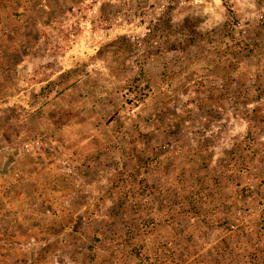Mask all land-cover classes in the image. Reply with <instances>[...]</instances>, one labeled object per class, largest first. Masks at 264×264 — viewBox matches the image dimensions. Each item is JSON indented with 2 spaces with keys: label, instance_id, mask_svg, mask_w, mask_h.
<instances>
[{
  "label": "rangeland",
  "instance_id": "374dc122",
  "mask_svg": "<svg viewBox=\"0 0 264 264\" xmlns=\"http://www.w3.org/2000/svg\"><path fill=\"white\" fill-rule=\"evenodd\" d=\"M173 3V25L187 29L149 38ZM203 6L0 0V264H183L167 232L165 189L181 176L171 153L191 137L264 132L258 4L246 5L256 24L239 44L226 11L224 24L200 29ZM236 67L251 75L248 107L230 87ZM205 240L189 251L217 263V238ZM60 243L73 248L52 254Z\"/></svg>",
  "mask_w": 264,
  "mask_h": 264
},
{
  "label": "crops",
  "instance_id": "0c3cea01",
  "mask_svg": "<svg viewBox=\"0 0 264 264\" xmlns=\"http://www.w3.org/2000/svg\"><path fill=\"white\" fill-rule=\"evenodd\" d=\"M194 2L205 3L203 8L208 18L200 27L202 31L217 28L225 23L226 13L219 0H194ZM213 5L214 7H212ZM253 13L245 4L240 8V15L249 21V35L256 24L252 19ZM16 26H18L17 30L29 29L26 22L16 23ZM10 28L11 31L15 30V27ZM239 71L237 67L235 70L229 71L230 87H232L231 90L235 89L237 93L240 92L246 99L248 107L251 99H254L255 90L251 79L249 80L251 75L249 73L239 74ZM242 77L247 80L246 84L240 82ZM246 137L243 133L235 134L233 130L230 134H220L217 137L209 134L191 137L188 149L173 150L171 153L170 163L177 168V172L179 168L177 174H181V176H177L176 180L171 181L165 189L166 193L170 192L166 204L168 213L172 216L171 229H169L170 232H167L168 238L178 239L170 244L173 250H179L178 257L183 258V264H211L201 255L203 251L198 253V251L189 250L193 248L194 240L200 244L201 238L206 239L204 241L206 246L208 238L212 240L213 237L217 238L218 244L216 248L218 260L214 264H237L243 259L260 260L264 263V241L259 243L257 233L232 234L224 228V224L233 219L234 197L239 189L246 184L249 177L264 176L263 160H254L244 156L239 159L238 156H235L236 158L233 156V152L245 144ZM240 139L242 141H239ZM260 139L264 141V132L260 134ZM240 142L242 145H239ZM21 202L25 204L26 200L22 199ZM4 206H8V201L4 203ZM18 216L20 220H26V214ZM211 246L209 247L211 248ZM72 248L60 243L54 249L49 248V250L52 254L60 255L67 253Z\"/></svg>",
  "mask_w": 264,
  "mask_h": 264
},
{
  "label": "built area",
  "instance_id": "2783aa9c",
  "mask_svg": "<svg viewBox=\"0 0 264 264\" xmlns=\"http://www.w3.org/2000/svg\"><path fill=\"white\" fill-rule=\"evenodd\" d=\"M221 6L227 13V22L230 28L243 40L249 34V25L240 15L239 5L242 0H219ZM253 0L245 1L249 6ZM258 4L256 12L257 23L264 27V0H254ZM248 3V4H247ZM257 96L264 99V85L257 90ZM246 138L244 147L235 150L233 156L250 157L251 159H261L264 161V141ZM235 157V158H236ZM226 231L237 234L240 232L257 233L258 241H264V176H251L246 184L239 189L234 197L233 219L224 224ZM237 264H264L260 260H240Z\"/></svg>",
  "mask_w": 264,
  "mask_h": 264
},
{
  "label": "trees",
  "instance_id": "16d2710c",
  "mask_svg": "<svg viewBox=\"0 0 264 264\" xmlns=\"http://www.w3.org/2000/svg\"><path fill=\"white\" fill-rule=\"evenodd\" d=\"M176 3H173L163 12V14L159 17H157L156 22L154 23L151 31L149 32L148 37L152 38H160L161 36H166V38H169L172 36V34H177L179 32H184L187 28L185 26H174L173 25V14L175 11ZM189 22V21H188ZM227 35L229 34L231 36V40L235 42V44H239L242 42V40L238 37V35L229 27L227 26ZM228 35V36H229ZM193 38H195L193 36ZM192 38V39H193ZM239 38V39H238ZM223 39V37H222ZM168 40V39H167ZM223 40H220L218 43ZM241 41V42H240ZM147 46V45H146ZM148 47V46H147ZM177 48V45H170V50H175ZM157 50H160L159 47H157ZM140 72L143 73V69H140Z\"/></svg>",
  "mask_w": 264,
  "mask_h": 264
}]
</instances>
